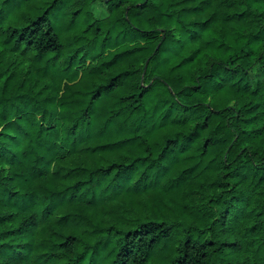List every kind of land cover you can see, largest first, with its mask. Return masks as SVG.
<instances>
[{"label": "trees", "instance_id": "trees-1", "mask_svg": "<svg viewBox=\"0 0 264 264\" xmlns=\"http://www.w3.org/2000/svg\"><path fill=\"white\" fill-rule=\"evenodd\" d=\"M0 264H264V0H0Z\"/></svg>", "mask_w": 264, "mask_h": 264}, {"label": "rangeland", "instance_id": "rangeland-1", "mask_svg": "<svg viewBox=\"0 0 264 264\" xmlns=\"http://www.w3.org/2000/svg\"><path fill=\"white\" fill-rule=\"evenodd\" d=\"M157 258V256H155L152 260H154V259H156Z\"/></svg>", "mask_w": 264, "mask_h": 264}]
</instances>
